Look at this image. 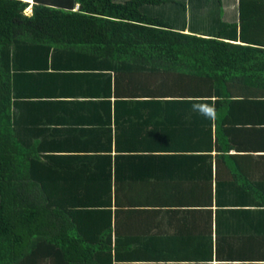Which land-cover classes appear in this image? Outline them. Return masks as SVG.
<instances>
[{"label": "trees", "instance_id": "obj_1", "mask_svg": "<svg viewBox=\"0 0 264 264\" xmlns=\"http://www.w3.org/2000/svg\"><path fill=\"white\" fill-rule=\"evenodd\" d=\"M261 1L240 0L238 21H226L223 0H0V264L159 260L156 248L145 253L146 237L163 229L142 223L162 208L183 227L170 238L198 234L199 264H211L213 212L217 236L229 213L244 219L241 207L257 199L229 194L255 195L264 185L227 162L221 128L230 97L255 93L241 76L264 77V48L256 47L264 44L246 43L247 33L264 34V16L253 19L264 14ZM49 67L97 80L86 93L62 82L57 102L101 115L87 123L96 133L70 135L92 149H47L49 135L20 126L18 105L30 94L16 79ZM62 123L74 129L85 119ZM128 232L132 242L121 239ZM258 247L264 260V238ZM231 248L248 257L247 246Z\"/></svg>", "mask_w": 264, "mask_h": 264}, {"label": "crops", "instance_id": "obj_2", "mask_svg": "<svg viewBox=\"0 0 264 264\" xmlns=\"http://www.w3.org/2000/svg\"><path fill=\"white\" fill-rule=\"evenodd\" d=\"M29 1V0H27ZM32 1V0H31ZM252 1V0H249ZM30 2V1H29ZM240 0H223V19L226 21H238L240 17L239 10ZM262 5V13L264 12V0ZM260 2V4H261ZM255 5L251 2L248 4V18L249 21L260 19L263 15H254L257 11L254 9ZM261 13V12H260ZM253 17V19H251ZM253 20V21H254ZM261 20V19H260ZM259 20V21H260ZM258 21V23H259ZM254 37V38H253ZM239 38V37H238ZM246 43L251 44L257 40V43L264 44V34L262 35H246ZM239 43H244L245 41L239 38ZM252 45V44H251ZM264 48V46H256ZM20 59V58H19ZM28 57H21L23 63H27L29 60ZM57 69L49 67L48 70H41L40 73L38 70L25 69L16 79L19 84V90H22L29 96L23 97L19 103L18 117L20 126L22 128L28 127L27 130L33 134L38 132H44L48 136L47 140V149H67L76 150L77 149H87L90 150L94 146L92 143L86 142L84 139L80 138H71L70 135H73V132L83 133L88 131V133H96L97 129L95 126L89 123V119H97L98 116H101L98 113L88 114L82 110L76 111H63L60 110L61 104L57 103L61 99L59 96L65 92L62 82H68L70 91L86 93L90 92L89 89H92V84L87 86V83L90 81H97L93 79L91 75H88L89 72L85 75L77 74L70 75L64 74L62 70L56 71ZM256 77L250 79V75L245 77L241 76L243 81H249V84H243L240 82V85L244 86H253L250 90L255 91L254 94L249 92V94H239L238 96H231L230 98L234 100L231 103L230 110L227 112L229 121H227L221 128L223 129V146L226 150H229L228 153L225 152V155L229 160L234 161L238 164V167L246 172V180L248 181H260L264 183V77L255 74ZM75 81H81L83 83L80 86H74ZM86 84V86H84ZM82 88V89H81ZM94 89H97L95 84ZM81 95V94H78ZM80 97H75V100H81ZM242 99L244 101H238ZM246 105L249 106L245 107ZM215 112L213 113V115ZM224 116V117H225ZM221 118V117H218ZM42 119L41 125H46L47 127H42L37 125V122ZM85 119V125L80 127H75L74 129L64 125L62 122L74 123L75 121ZM60 120V121H59ZM220 120V119H219ZM62 121V122H61ZM88 126H92L90 128ZM99 128V127H98ZM68 137H66V134ZM55 137L54 141L52 140ZM56 147V148H55ZM244 153V154H241ZM214 154V152H213ZM240 163V165H239ZM237 167V169H238ZM227 178V177H225ZM237 180V179H236ZM259 185V184H258ZM254 186L252 192L255 194H247L245 192L231 193L229 196L236 197H255L257 198L247 206H242L245 208V217L244 219H237L233 216V213H229L230 218L223 219L224 227L216 236V217L215 213L212 214V260L211 264H238V263H263V254L258 246H260L261 240H263L264 235L261 232L264 226V220H262V209L264 208V185ZM227 195V194H226ZM213 209L216 206L212 207ZM158 212L149 210L150 213L154 216V219L151 220L148 216L146 217V223L143 221V228L150 229L155 227L158 223L159 226L163 229L159 237L152 239L149 236L146 237L144 233V238L146 237V247H149V251L145 252L148 255H151V249L156 248L158 252L159 260H133L135 258H120V264H199L200 258L198 255L202 252L196 251L198 244V234L189 233L183 236L182 231L178 235L177 239L170 238L168 234H173L181 227V224H178L177 218H171L169 215L168 208H162ZM165 209H168L166 212ZM126 225H128V220L124 218L123 220ZM132 226L134 229H139V226L135 224V219ZM132 228L129 226L126 230L130 231ZM244 229V230H243ZM135 236V234L133 235ZM122 240L128 242L131 241V234L128 232L126 237ZM247 237H249L247 239ZM114 238V237H113ZM217 238V239H216ZM186 242V250L183 249L182 244ZM137 240V239H136ZM134 240V241H136ZM216 240L222 242L220 247L216 248ZM247 242H245V241ZM115 239L113 240L114 244ZM121 241V240H120ZM251 242L254 247L250 249L248 246ZM259 243V244H258ZM231 246H247L248 257H242V255L235 248ZM224 248L225 256L221 254L218 250ZM127 254V253H126ZM173 255V258H168L164 260L165 256ZM175 255V256H174ZM255 256V260L251 259L250 256ZM154 256V255H152ZM120 257L123 255L120 254ZM124 259V260H123ZM128 259V260H126ZM175 259V260H169ZM178 259V260H176ZM163 261V262H158ZM115 263V260H114Z\"/></svg>", "mask_w": 264, "mask_h": 264}, {"label": "clouds", "instance_id": "obj_3", "mask_svg": "<svg viewBox=\"0 0 264 264\" xmlns=\"http://www.w3.org/2000/svg\"><path fill=\"white\" fill-rule=\"evenodd\" d=\"M212 111L213 110L211 108H208V109L205 110V114L210 115L212 113Z\"/></svg>", "mask_w": 264, "mask_h": 264}, {"label": "rangeland", "instance_id": "obj_4", "mask_svg": "<svg viewBox=\"0 0 264 264\" xmlns=\"http://www.w3.org/2000/svg\"><path fill=\"white\" fill-rule=\"evenodd\" d=\"M29 1H30V3L32 2L31 0H29ZM118 1H122V0H118ZM28 11L30 12V10H29V9H27V13H29Z\"/></svg>", "mask_w": 264, "mask_h": 264}]
</instances>
